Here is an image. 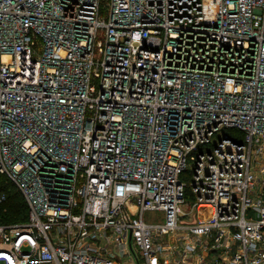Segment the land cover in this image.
Wrapping results in <instances>:
<instances>
[{
	"label": "built area",
	"instance_id": "obj_1",
	"mask_svg": "<svg viewBox=\"0 0 264 264\" xmlns=\"http://www.w3.org/2000/svg\"><path fill=\"white\" fill-rule=\"evenodd\" d=\"M0 175V264H264V0H0Z\"/></svg>",
	"mask_w": 264,
	"mask_h": 264
},
{
	"label": "trees",
	"instance_id": "obj_2",
	"mask_svg": "<svg viewBox=\"0 0 264 264\" xmlns=\"http://www.w3.org/2000/svg\"><path fill=\"white\" fill-rule=\"evenodd\" d=\"M0 190L6 192V199L0 203V222L15 223L26 218V206L19 193L0 175Z\"/></svg>",
	"mask_w": 264,
	"mask_h": 264
},
{
	"label": "rangeland",
	"instance_id": "obj_3",
	"mask_svg": "<svg viewBox=\"0 0 264 264\" xmlns=\"http://www.w3.org/2000/svg\"><path fill=\"white\" fill-rule=\"evenodd\" d=\"M233 132H236V131L232 130L231 133H233ZM184 178L187 180L186 177H184ZM185 193H186V200L190 202L191 201L190 189L186 188ZM193 218H195V217H193ZM144 220L147 222L159 223V222L163 221V216L158 211L145 212L144 213Z\"/></svg>",
	"mask_w": 264,
	"mask_h": 264
}]
</instances>
